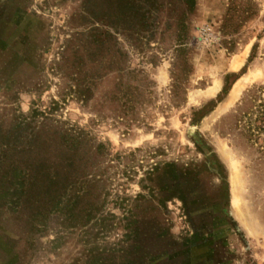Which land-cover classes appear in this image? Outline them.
I'll return each instance as SVG.
<instances>
[{
  "label": "rangeland",
  "instance_id": "rangeland-1",
  "mask_svg": "<svg viewBox=\"0 0 264 264\" xmlns=\"http://www.w3.org/2000/svg\"><path fill=\"white\" fill-rule=\"evenodd\" d=\"M0 264H264V0H0Z\"/></svg>",
  "mask_w": 264,
  "mask_h": 264
},
{
  "label": "trees",
  "instance_id": "trees-1",
  "mask_svg": "<svg viewBox=\"0 0 264 264\" xmlns=\"http://www.w3.org/2000/svg\"><path fill=\"white\" fill-rule=\"evenodd\" d=\"M225 91V90H224Z\"/></svg>",
  "mask_w": 264,
  "mask_h": 264
}]
</instances>
